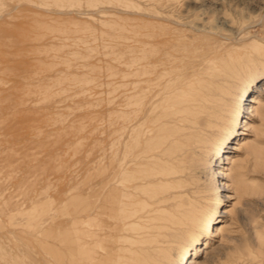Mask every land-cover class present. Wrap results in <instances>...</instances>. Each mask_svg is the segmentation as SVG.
<instances>
[{
	"label": "rangeland",
	"instance_id": "1",
	"mask_svg": "<svg viewBox=\"0 0 264 264\" xmlns=\"http://www.w3.org/2000/svg\"><path fill=\"white\" fill-rule=\"evenodd\" d=\"M157 31L200 63L241 65L211 104L207 162L235 129L219 192L217 166L140 180L154 158L95 185L125 116L117 82ZM186 251L187 264H264V0H0V264H177Z\"/></svg>",
	"mask_w": 264,
	"mask_h": 264
},
{
	"label": "bare ground",
	"instance_id": "2",
	"mask_svg": "<svg viewBox=\"0 0 264 264\" xmlns=\"http://www.w3.org/2000/svg\"><path fill=\"white\" fill-rule=\"evenodd\" d=\"M147 36L142 56L132 59L130 73L117 82L116 111H124L125 116L117 127L116 152L111 157L100 159L95 185L100 186L102 190L111 191L117 187L116 177L119 174L133 166L144 164L149 158H154L158 164L153 174L143 176L140 180L149 183L176 182L199 167L217 166L216 169L209 170V176L214 189L219 192L222 186L217 178L223 175L219 166L223 167L225 160L230 159L228 152L231 147L228 145L234 140L235 129L223 136L219 153L207 162L205 149L214 112L211 104L215 97L226 91L230 78L238 75L241 65L219 61L216 66H208V63H200L193 55L188 54L189 44H172L165 39L163 31L148 32ZM199 75L203 77L204 82L196 79ZM193 79L199 80L195 89H182L184 84H191ZM250 88L251 86H248L245 92H249ZM195 91L201 93L199 103L193 98ZM242 96L243 94L239 95L240 99L236 101L235 123L241 122ZM179 120L182 121L181 124ZM231 137L233 138L230 140ZM123 150L128 151L123 153ZM140 185L138 183L134 187ZM83 195L89 196L88 188ZM131 217L126 216L124 223L131 222ZM217 221L218 226L206 232L204 246L222 232L219 230L221 220ZM166 227L164 226L163 230H167ZM194 249L198 250L197 246H194ZM191 252H183L177 264H187L193 254ZM196 252L194 251V254Z\"/></svg>",
	"mask_w": 264,
	"mask_h": 264
}]
</instances>
